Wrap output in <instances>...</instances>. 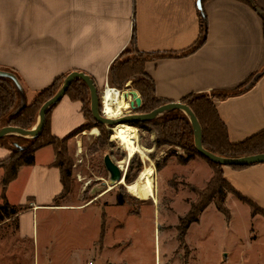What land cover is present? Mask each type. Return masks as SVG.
Segmentation results:
<instances>
[{
	"label": "crops",
	"instance_id": "obj_1",
	"mask_svg": "<svg viewBox=\"0 0 264 264\" xmlns=\"http://www.w3.org/2000/svg\"><path fill=\"white\" fill-rule=\"evenodd\" d=\"M254 2L258 10L240 0H207L200 14L198 0H0V70L19 78L26 103L72 72L90 76L97 87L109 86L110 68L134 36L141 52L184 51L198 40L202 15L207 25L204 45L185 57L149 62L145 69L155 82L157 98L167 103L233 90L256 76L241 95L216 101L230 141L239 143L264 131V0ZM50 120L52 135L62 139L86 123L83 103L65 96ZM10 154L0 146V161ZM55 161L52 146L38 150L34 164L21 167L5 191L11 205L28 207L16 217L15 232L33 250L40 244L39 213L84 211L95 205L54 203L64 192ZM182 166L197 170L206 182L213 176L210 165L198 158ZM3 175L0 169V182ZM223 175L235 192L264 211V163L223 167ZM0 199L2 204L1 185ZM229 202L237 208L247 205L253 220L264 219L263 214L252 216L251 207L232 192L227 193L226 207Z\"/></svg>",
	"mask_w": 264,
	"mask_h": 264
},
{
	"label": "rangeland",
	"instance_id": "obj_2",
	"mask_svg": "<svg viewBox=\"0 0 264 264\" xmlns=\"http://www.w3.org/2000/svg\"><path fill=\"white\" fill-rule=\"evenodd\" d=\"M109 87L129 96V91H137L131 81L121 88L111 84ZM104 90L105 86L98 87L100 98ZM145 109L140 107L136 112L143 113ZM90 111L88 96L85 130L61 144L67 149L72 174L64 178L66 191L59 203L95 205L84 211L39 213L36 219L40 244L36 250L31 243L18 240L16 221L3 222L0 264H87L91 259H95V264H264V219L253 220L249 207L241 203L242 208L227 204L230 220L212 203L200 215L199 222L188 229L185 244H180L178 227L198 198L192 188L202 190L208 184L197 170L180 164L179 157H186L187 153L182 145H177L178 141L160 144L166 142L171 128L181 131L180 127L186 126L181 115H176L165 128L159 125L163 114L140 129L128 125L141 149V153L128 158L126 147L116 133L107 126H97ZM106 155L135 182L152 166L154 191L138 199L124 185L110 188V174L104 165ZM197 158L208 165L204 159ZM119 196L125 199L124 205L117 204ZM225 254L230 255L228 260Z\"/></svg>",
	"mask_w": 264,
	"mask_h": 264
},
{
	"label": "trees",
	"instance_id": "obj_3",
	"mask_svg": "<svg viewBox=\"0 0 264 264\" xmlns=\"http://www.w3.org/2000/svg\"><path fill=\"white\" fill-rule=\"evenodd\" d=\"M206 1L207 0H201V6H203ZM240 1H243L254 9L258 10L254 0ZM198 12L202 14V9H199ZM200 21L201 29L198 40L192 47L184 51L153 53L141 52L137 48L136 37L134 36L130 47L125 50L120 58H118L111 66L109 73V85L111 84L121 88L127 82L131 81L136 90L141 94L142 99L144 98L146 100L144 103L143 99V105H141L142 108H146L142 111L143 114H147L148 112L150 113L168 104L167 102L161 101L157 98L155 82L153 78L146 72L145 66L149 62H155L162 59L185 57L197 51L202 45H204L207 37V25L205 17L200 15ZM66 77L67 76H64L56 80L51 86L40 91L32 103H26L23 106L21 94L14 82L9 78H0V129L13 126L25 130H31L33 126L37 124L41 107L45 104V102L56 95ZM255 77L256 76L250 77L245 83L233 90L192 94L181 101V103L187 105L197 117L202 128L203 146L207 151L225 158H240L250 155L264 154V131H261L242 142L232 143L229 138L227 126L221 120L216 105L217 100H226L244 93L245 89L254 81ZM66 96H68L72 101H80L83 103V113L87 121L85 103L87 102V97H91V93L87 84L81 79H76L66 92ZM56 106H54L47 113L44 129L37 137L27 139L17 135H9L0 139V146L9 150L11 153L8 158L0 161V169H3L4 171V175L0 182L3 190V202L0 204V224L6 220L16 221L18 214L28 208L11 205L6 200L5 191L8 185L17 177L21 167L31 166L34 164L35 153L38 150L47 146H52L56 153L55 165L56 167L60 168L62 172L63 183L66 176L68 178L71 177L72 172L69 166V160L66 156L67 149L64 146L62 147L61 144L66 143L71 138L84 131L86 123L62 139L52 135L50 129V116L52 110ZM101 107L102 106L100 104V108ZM90 113L95 124L100 128H103L105 125L98 123L94 119L91 111ZM176 115H181L183 117V120L186 121V126L180 127L182 132L175 131L171 128L170 134H168L164 140L166 142H161L160 144H168L167 141L171 142V140H174L175 142L178 141L177 145H182V148L187 153L186 157H179L180 164L186 165L190 161L200 157L204 159L213 170V176L204 189L199 190L192 188L197 194L198 198L191 205L187 215L182 218L178 227L179 241L181 242L180 244H185V236L188 229L193 223L199 222L200 215L212 203L216 205L219 212L224 214L228 220L230 219V210L225 205V199L227 193L229 192L234 193L240 200L247 203L251 207L252 216H255L256 214L264 215V211L250 202L247 198L233 190L229 183L224 179L223 166L211 162L208 158L197 151L192 124H190L189 119L187 116H185L184 112L180 110H173L163 113L162 120H160L162 123L159 125L165 128L167 123L175 120ZM151 122L152 120L139 122L134 124V126L140 129L142 128L141 125ZM105 137L107 138V135H105ZM247 167L250 166H234L231 168L243 169ZM142 168L143 165L140 162V173L142 172ZM125 182L127 184H132L135 181L134 179H131L129 173H127L125 176ZM65 191L66 187L64 183V192L59 198L54 200L55 204L59 203V199L64 196ZM117 204L124 205L125 199L122 196H119L117 198Z\"/></svg>",
	"mask_w": 264,
	"mask_h": 264
},
{
	"label": "water",
	"instance_id": "obj_4",
	"mask_svg": "<svg viewBox=\"0 0 264 264\" xmlns=\"http://www.w3.org/2000/svg\"><path fill=\"white\" fill-rule=\"evenodd\" d=\"M198 8L202 9L201 6V0H198ZM0 78H9L11 79L17 89L19 90L21 97H22V106L26 104V94L24 91V88L22 87V84L11 72L2 71L0 70ZM81 79L83 80L87 86L89 87L90 93H91V112L94 117V119L109 128H113L120 124H128L130 126H134V124L139 122H146L153 120L157 118L158 116L162 115L163 113L173 111V110H180L186 114V116L189 118L193 131L195 136V145L197 151L208 158L211 162L215 164H219L223 167H246L251 166L255 164H261L264 163V154H256V155H250L240 158H225L217 156L209 151H207L203 146L202 141V128L201 125L195 116V114L192 112V110L185 104L181 102H171L168 103L150 113L143 114V113H132L133 111H137L141 105H142V99L140 98L139 94L135 90L129 91L133 101L131 102V110L129 114H126L125 116L119 118V119H111L103 115L100 109L101 104V98L99 97L98 93V87L96 86L94 80L81 72H72L70 73L64 80L62 86L60 87L59 91L56 93L54 97H52L50 100L45 102V104L41 107L40 113H39V120L35 128L31 130H25L18 127L8 126L0 129V139L3 137L9 136V135H17L25 138H35L37 137L44 129V126L46 124V115L54 106L58 105L62 99L66 96V92L70 88L71 84L76 80ZM127 98V94L126 97ZM135 127V126H134ZM104 165L106 170L110 174V186L115 187L117 185H120L121 182L125 181L126 173L122 170V167L115 163L110 155H106L104 158Z\"/></svg>",
	"mask_w": 264,
	"mask_h": 264
},
{
	"label": "bare ground",
	"instance_id": "obj_5",
	"mask_svg": "<svg viewBox=\"0 0 264 264\" xmlns=\"http://www.w3.org/2000/svg\"><path fill=\"white\" fill-rule=\"evenodd\" d=\"M121 93L119 90L107 87L101 95L102 113L104 116L111 119H119L131 110V95ZM119 140H121L127 150L128 158L134 157L136 154L141 153L140 147L137 145V141L133 136L132 128L128 127V124H120L111 128ZM97 132V130H95ZM120 185H124L127 188L128 193L132 196L141 199L150 195L155 189V170L152 166L146 172H143L141 177L132 184H127L125 181ZM113 188V187H110Z\"/></svg>",
	"mask_w": 264,
	"mask_h": 264
},
{
	"label": "built area",
	"instance_id": "obj_6",
	"mask_svg": "<svg viewBox=\"0 0 264 264\" xmlns=\"http://www.w3.org/2000/svg\"><path fill=\"white\" fill-rule=\"evenodd\" d=\"M107 87H108V84L105 85V88H107ZM88 264H93V262L91 261Z\"/></svg>",
	"mask_w": 264,
	"mask_h": 264
},
{
	"label": "flooded vegetation",
	"instance_id": "obj_7",
	"mask_svg": "<svg viewBox=\"0 0 264 264\" xmlns=\"http://www.w3.org/2000/svg\"><path fill=\"white\" fill-rule=\"evenodd\" d=\"M132 113H137L136 111H133Z\"/></svg>",
	"mask_w": 264,
	"mask_h": 264
}]
</instances>
